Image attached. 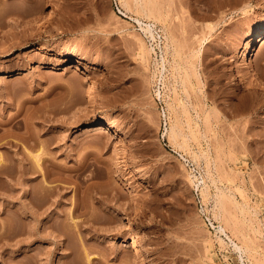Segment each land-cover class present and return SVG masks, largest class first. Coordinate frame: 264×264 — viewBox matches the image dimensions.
<instances>
[{"label":"rangeland","instance_id":"374dc122","mask_svg":"<svg viewBox=\"0 0 264 264\" xmlns=\"http://www.w3.org/2000/svg\"><path fill=\"white\" fill-rule=\"evenodd\" d=\"M123 1L0 0V264H264V0H160L166 22Z\"/></svg>","mask_w":264,"mask_h":264},{"label":"bare ground","instance_id":"6f19581e","mask_svg":"<svg viewBox=\"0 0 264 264\" xmlns=\"http://www.w3.org/2000/svg\"><path fill=\"white\" fill-rule=\"evenodd\" d=\"M123 1V0H122ZM123 3H124V10L125 11H128L129 10V4L130 3H132L133 5H134V7L137 9V13H140L139 15L142 17V18H146L147 20H153V21H160V20H163V22H166V19H165V14L163 13V10H164V8H163V10H162V5H161V3L162 2H160V0H124L123 1ZM132 5V6H133ZM164 5V4H163ZM133 7V8H134ZM134 8V9H135ZM130 9H132V7H130ZM125 14V13H124ZM135 21L140 25V27H141V29L144 31V33L146 34V35H149V37L153 40V39H155L156 38V36H155V33H154V25L152 26V25H150V24H145V25H142V22H141V20L140 19H135ZM156 22H155V24H156ZM161 23V22H160ZM163 24V23H162ZM164 27V26H163ZM209 27V26H208ZM164 29H165V33H164V38H165V41H166V44H165V50H166V48H168V43H170V45L171 46H173V49H174V52L176 53V54H178L179 53V49L177 50V48H176V40L174 39L175 38V36H173L172 34H171V32L170 31H168L167 30V28L166 27H164ZM212 29V28H211ZM210 30V29H209ZM254 32H256V33H258V36H259V43H261L260 44V46L259 47H262L263 46V44H264V24H260V25H257V27H256V29H255V31ZM157 35V34H156ZM247 37H249V34H247ZM141 43V46H140V51H141V58L143 59V61L144 62H148V60H149V57H150V54H151V52H153V48H150V49H148V48H146V46H145V44H143L142 42H140ZM165 43V42H164ZM181 47V46H180ZM154 53V52H153ZM165 53H166V51H165ZM176 54H175V56H176ZM161 60H162V62L160 61V66H161V68H162V70H165V63H164V58H161ZM142 61V62H143ZM65 63H64V66L63 67H65L63 70H67V69H75V70H81V69H83V73H86V72H88L89 71V66L88 65H86L85 63H84V59L82 58V57H77V56H75V55H73V56H70L69 58H67L65 61H64ZM156 62V61H155ZM62 67V68H63ZM191 67H192V64H191ZM160 68V69H161ZM193 68H195L194 67V65H193V67H192V69ZM157 71V70H156ZM185 72H187V71H185ZM196 73V72H195ZM157 74V73H156ZM159 74V73H158ZM160 77L163 75L162 74V71H160ZM194 75V74H193ZM195 76H196V74H195ZM194 76V77H195ZM154 77H155V75H154ZM187 77H190V76H188V74L187 73H185V78L188 80V78ZM165 78V77H164ZM186 79H184L185 81H187ZM183 80V81H184ZM184 81V82H185ZM218 82V79L217 78H213V80H212V83H217ZM183 84H185V83H183ZM182 105V108H185V106L183 105V103L181 104ZM174 107V106H173ZM173 107L171 106V105H167V108H168V113H169V118L171 119V117L173 116L172 115V111L174 110L173 109ZM186 109V108H185ZM185 109H182V110H185ZM175 111V110H174ZM186 111L187 110H185V111H183V113H186ZM176 112V111H175ZM172 115V116H171ZM174 115H177V113H175ZM176 117V116H175ZM174 116H173V118H175ZM178 117V116H177ZM179 119H172V121L170 122V126H169V130L167 131V132H169V138H170V140L172 141V142H175V143H177L178 144V141L180 140H183L184 139V133H183V131H182V127H181V124L179 123L180 122V120L178 121ZM91 128H92V130L91 131H97V132H107V133H111V134H115V135H118L119 134V129L112 123V122H110V121H105V120H94L93 122H92V124H91ZM182 146L184 145L185 146V144H186V141L184 140V141H182V143L181 142H179ZM180 144H179V146H180ZM181 146V147H182ZM41 151V150H40ZM31 154V153H30ZM34 154V153H33ZM43 154V153H42ZM41 154L39 155L38 153L37 154H34V156L33 157H31V158H33L34 159V162L33 163H35L33 166L31 165V167H30V170H31V172H29V174L31 173V174H37V175H42V178H45V176H46V178H48L47 177V175H45V173L46 172H44V171H46V170H44V169H46V168H44V167H42V165L44 164L43 162H45V161H42V159L44 160V158H41ZM32 164V163H31ZM46 165V164H45ZM44 168V169H43ZM37 175H35V176H31L32 177V179H34L35 180V178H37ZM48 175H49V173H48ZM38 176V177H39ZM44 176V177H43ZM45 180V179H44ZM43 180V181H44ZM47 180V179H46ZM44 181L45 183H47V181ZM33 181V180H32ZM42 184H43V182H42ZM48 184V183H47ZM46 184V185H47ZM45 185V186H46ZM50 187V186H49ZM42 188H46V187H42ZM49 189V188H48ZM31 190V189H30ZM43 190V189H42ZM203 190H204V188H203ZM202 190V191H203ZM45 191H46V189H45ZM204 192V191H203ZM41 193V192H40ZM29 195L31 196V200H33V201H31L30 203H31V214L34 216V215H36L35 214V212H37V211H35L34 209H36V207H38L37 205H36V201H34V196H35V194H34V192H30L29 191ZM36 195H37V193H36ZM43 196H47V195H43ZM35 199H37L36 197H35ZM30 200V199H29ZM37 200H39V199H37ZM44 200H46V199H44ZM43 200V201H44ZM74 200V199H73ZM40 202V201H39ZM38 202V203H39ZM70 202V201H69ZM227 203L228 202H226L225 203V201H224V198H222V197H218V201H217V203H216V205L215 206H217V208H218V211L219 212H222L224 215H226V213L228 212L227 211ZM75 205V204H74ZM78 205V204H77ZM74 207V206H73ZM72 207V208H73ZM74 209H76V208H74ZM74 209H73V211L72 210H70V212H68L70 215V221H71V224H69V225H71V226H73V228H75L77 225H76V219L73 217V212H74ZM78 209V208H77ZM69 210V209H68ZM87 210V209H86ZM88 210H90L89 208H88ZM92 211V210H91ZM76 212V211H75ZM86 212V211H85ZM88 212V211H87ZM60 213V212H59ZM63 213V212H62ZM222 213H219V216H220V214L221 215H223ZM64 214V213H63ZM67 214V213H66ZM216 214H214V216H215ZM218 215V214H217ZM227 215H228V213H227ZM56 216V215H55ZM68 216V217H69ZM58 217V216H57ZM65 217H66V215H65ZM216 218V217H215ZM56 220V219H55ZM67 220H69L68 218H67ZM56 224H58V223H56ZM50 225V228H51V226L52 225H54L53 223H52V225L51 224H49ZM59 226V225H58ZM57 227V226H56ZM53 228L55 229V225L53 226ZM71 228V227H70ZM53 229V230H54ZM235 229H237L238 230V232H239V228H237V227H235ZM236 230V231H237ZM219 232L220 233H222V234H224V235H226V233H225V231H224V229L223 228H219ZM240 233V232H239ZM62 236H64V235H62ZM60 238H61V236H59ZM64 238V237H63ZM229 238V237H228ZM220 241V240H219ZM222 241V240H221ZM230 241V240H229ZM232 242V244H233V247H234V250H236V251H238V253L240 254V259L242 260L243 259V254H245V253H247V254H249V253H251L252 251H253V248H252V246L250 245V243L248 242V241H243V245H241V246H239V245H237L236 243H234L233 241H231ZM65 246V245H64ZM131 248H132V250L133 251H135V254H136V256L137 257H142V254H141V252H139V244L136 242V241H133L132 243H131ZM91 259L90 258H88L87 259V263L89 264L91 261H90Z\"/></svg>","mask_w":264,"mask_h":264}]
</instances>
